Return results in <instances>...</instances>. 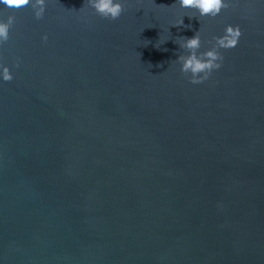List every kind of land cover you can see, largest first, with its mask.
<instances>
[{"label":"water","instance_id":"1","mask_svg":"<svg viewBox=\"0 0 264 264\" xmlns=\"http://www.w3.org/2000/svg\"><path fill=\"white\" fill-rule=\"evenodd\" d=\"M85 2L0 5L21 62L0 83V264H264V4L173 26L175 0L115 21ZM228 23L238 46L189 83L175 39L204 50Z\"/></svg>","mask_w":264,"mask_h":264},{"label":"clouds","instance_id":"2","mask_svg":"<svg viewBox=\"0 0 264 264\" xmlns=\"http://www.w3.org/2000/svg\"><path fill=\"white\" fill-rule=\"evenodd\" d=\"M264 4V0H259ZM240 0H175L172 6L179 9L187 10L180 15L179 19L173 26L183 25V18L188 16L197 18L215 19L222 11L235 7ZM48 0H0V5L9 9H20L30 7L32 15L36 20L44 18L46 13ZM126 0H86L84 6L78 11L90 10V12L101 19L115 21L125 11ZM171 6V7H172ZM169 7V8H171ZM245 8L242 18L247 19L251 6L245 0ZM16 23V18L9 15L6 19L0 17V47L6 44L10 39V30ZM187 27H191L188 25ZM243 35L240 24L228 23L224 26L220 35H213L210 39L204 41L209 45L202 49V33L201 29L195 32L192 37H177L174 43L179 45L182 50L177 59L174 61L179 65V71L191 84H202L208 80L213 72L218 71L224 62L222 50H230L236 48ZM42 41H47L48 36L44 34ZM168 39H159L157 47ZM20 57H15L11 67L0 58V83H7L14 79L13 68L20 67Z\"/></svg>","mask_w":264,"mask_h":264}]
</instances>
